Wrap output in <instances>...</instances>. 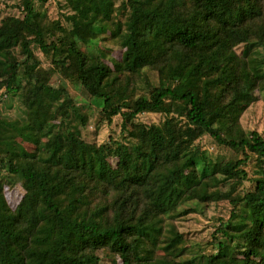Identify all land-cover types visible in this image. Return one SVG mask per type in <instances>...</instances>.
Instances as JSON below:
<instances>
[{
  "label": "trees",
  "instance_id": "16d2710c",
  "mask_svg": "<svg viewBox=\"0 0 264 264\" xmlns=\"http://www.w3.org/2000/svg\"><path fill=\"white\" fill-rule=\"evenodd\" d=\"M49 1L21 0L0 23V91L20 103L0 119V264H264V136L241 122L264 101V0H65L71 30ZM57 74L108 123L120 115L126 140L84 139ZM149 112L164 119L135 121ZM203 136L232 154L213 158ZM223 201L230 216L196 251L179 221Z\"/></svg>",
  "mask_w": 264,
  "mask_h": 264
},
{
  "label": "rangeland",
  "instance_id": "374dc122",
  "mask_svg": "<svg viewBox=\"0 0 264 264\" xmlns=\"http://www.w3.org/2000/svg\"><path fill=\"white\" fill-rule=\"evenodd\" d=\"M123 0H116L117 6L121 4ZM21 0H0V23L3 18L10 15L21 16V9L17 5H20ZM47 13L52 24L60 23L64 29L71 30L72 26L67 21L66 16L70 13V8L65 0H50L46 4ZM80 35L75 33V37L79 38ZM85 42L84 40H82ZM98 46H102L107 49L110 57L119 58L121 50L118 48L115 42L99 41ZM94 47L93 42H85L83 48L91 50ZM239 52L245 49V45L239 44L236 46ZM34 51L38 57L41 58L43 64L48 66V61L39 49L34 47ZM110 62V59L108 60ZM55 84L63 83L70 90L73 100L76 105L85 114V124L81 125V136L87 141L95 142L97 144H103L112 142V139L125 141L127 132L123 129V119L120 115L115 116L111 123H108L104 119L102 114V101L91 97L82 87V85L70 78L63 79L58 74L56 75ZM264 85V81H263ZM0 119L1 118H15L20 111V103L15 98H10L0 91ZM68 109H65L62 114H66ZM164 119L162 113H142L136 118V122L139 123H158ZM241 122L243 127L247 131L256 130L264 136V101L258 99L244 112ZM21 146L33 150L35 146L30 143H26L22 139H18ZM198 146L202 150L207 151L213 158L223 157L227 158L232 154V151L219 147L208 136H203L197 141ZM8 181L6 186L7 199L11 206H15L24 194L22 187V181L19 177L12 178ZM232 206L223 201L219 204H212L206 211V214L191 213L187 216V219L179 221L181 231L188 241L194 244V249L198 251L200 247L203 249L206 246L207 241H210L213 237V233L216 229L218 219H227L230 216ZM107 261H103V264H107ZM110 261L108 260V263Z\"/></svg>",
  "mask_w": 264,
  "mask_h": 264
}]
</instances>
